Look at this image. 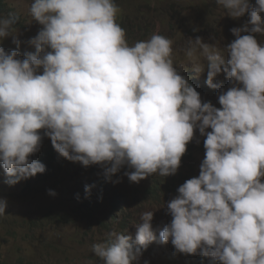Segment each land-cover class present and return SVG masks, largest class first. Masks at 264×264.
<instances>
[{
	"label": "clouds",
	"instance_id": "obj_1",
	"mask_svg": "<svg viewBox=\"0 0 264 264\" xmlns=\"http://www.w3.org/2000/svg\"><path fill=\"white\" fill-rule=\"evenodd\" d=\"M217 3L232 18L248 13L250 27L232 28L236 38L223 52L200 37L186 42L193 70L207 71L204 88L177 69L175 42L158 30L130 45L115 0H31L28 13L43 26L29 41L35 52L21 58L0 47V164L9 185L72 165L92 182L85 186L92 218L117 179L134 196H152L151 210L145 199L134 202L142 212L138 247L115 230L92 245L102 264L137 261L156 240L154 212L171 215L159 236L178 253L211 257L209 264H264V0ZM18 21L17 13L0 16V40L11 36L17 48ZM199 132L204 144L192 146ZM42 139L57 152L48 147L31 160ZM202 149V163L190 165ZM125 191L106 208L120 221ZM7 206L0 198V216Z\"/></svg>",
	"mask_w": 264,
	"mask_h": 264
},
{
	"label": "rangeland",
	"instance_id": "obj_2",
	"mask_svg": "<svg viewBox=\"0 0 264 264\" xmlns=\"http://www.w3.org/2000/svg\"><path fill=\"white\" fill-rule=\"evenodd\" d=\"M0 2L4 6L0 8V16L9 12L19 15L15 34L21 41L17 48L10 36L0 40V47L6 51H19L21 58L28 52H35V46L29 41L43 26L32 20L28 13L31 0H7V5L4 0ZM115 3L120 9L117 22L126 30V39L130 45L147 40L158 30L160 35L175 42L172 47L174 65L177 69H182L201 82L202 88L205 87L207 71L197 74L193 70V64L183 51L186 42L190 38L200 37L204 42L215 45L223 52L224 47L236 38L231 31L232 28H242L246 24L250 27L246 20L248 13L240 18H232L227 15L226 9L218 5L217 0H115ZM223 58L227 61L229 57L225 54ZM198 61L202 65L207 63L203 57H198ZM216 77L220 78L219 75ZM205 139L206 135H201L200 132L194 134L191 145L198 147L199 144H204ZM48 147L53 153L57 152L51 141L42 139L39 150L30 159L37 160ZM205 151L202 149L198 155L193 151L192 160L188 163L193 165L199 161L201 164ZM86 176L87 173L79 168L63 165L60 170L51 172L46 169L44 173L9 185L6 182L9 177L5 174L3 166L0 167V198L6 199L8 205L6 215L0 216V262L14 264L16 259H21L26 264H102L91 251V247L95 243L105 242L107 234L113 230L131 236L133 246L138 247L135 244L136 225L142 223L140 215L142 212L138 211L140 207L134 206V202L145 199L143 209L151 210L152 196L146 194L134 196L135 189L121 179L112 182L113 190L110 197L119 194L123 189L130 195L129 208L124 220H116L112 217V212H107L109 202L106 200L94 213L95 218L91 219L93 221L84 222L81 218L66 221L62 219L61 214L65 210L70 212L78 204H85L87 195L84 191L85 186H91L92 189V182H89ZM49 190H53L56 195H50ZM158 215L154 212L152 220L156 240L146 249H142V255L133 264H209V260L215 261L211 257L199 254L178 253L171 241L167 244L161 243L159 232L170 224L172 217L169 214L163 220L162 216ZM31 221L33 223L29 225ZM106 221L110 227L104 228Z\"/></svg>",
	"mask_w": 264,
	"mask_h": 264
},
{
	"label": "trees",
	"instance_id": "obj_3",
	"mask_svg": "<svg viewBox=\"0 0 264 264\" xmlns=\"http://www.w3.org/2000/svg\"><path fill=\"white\" fill-rule=\"evenodd\" d=\"M2 1V0H1ZM4 2H6L7 5V0H4ZM0 8H4V6L1 4L0 2ZM49 161L52 165L56 164V160L53 157V155H49ZM0 167H2V164H0ZM97 173V174H96ZM98 175V172L96 170L92 171V177L93 179H95ZM49 177V176H46ZM105 190V188H104ZM85 191V190H84ZM152 193V192H150ZM118 197H111L109 198V204L112 207L113 206V202L115 199H117ZM92 215L93 213H86L85 212V204H78L73 210H71L70 212L68 210H65V212L63 214H61V217L63 220H67V219H71V218H76V219H82L84 222L86 220H91L92 219ZM33 221H31L29 223V225H32ZM21 259H16V261H14V264H26L24 261H22ZM0 264H8L4 261H1Z\"/></svg>",
	"mask_w": 264,
	"mask_h": 264
},
{
	"label": "bare ground",
	"instance_id": "obj_4",
	"mask_svg": "<svg viewBox=\"0 0 264 264\" xmlns=\"http://www.w3.org/2000/svg\"><path fill=\"white\" fill-rule=\"evenodd\" d=\"M97 174V173H96ZM93 178V177H92Z\"/></svg>",
	"mask_w": 264,
	"mask_h": 264
}]
</instances>
